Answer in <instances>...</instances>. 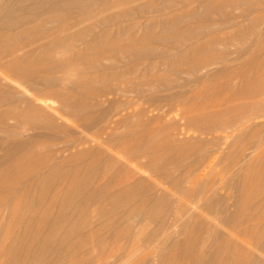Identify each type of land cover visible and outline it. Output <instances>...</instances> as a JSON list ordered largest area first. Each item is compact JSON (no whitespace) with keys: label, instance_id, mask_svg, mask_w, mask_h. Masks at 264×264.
Returning <instances> with one entry per match:
<instances>
[{"label":"bare ground","instance_id":"bare-ground-1","mask_svg":"<svg viewBox=\"0 0 264 264\" xmlns=\"http://www.w3.org/2000/svg\"><path fill=\"white\" fill-rule=\"evenodd\" d=\"M259 33L264 34V0H0V132L6 144L0 163L33 139L37 130H53L52 138L57 139V132L67 130L59 120L69 121L70 128L97 127L99 142L114 139L113 130L132 116L148 119L147 112L153 110L168 114L173 98L205 78L212 77L211 87L226 89L233 96L257 93L250 87L253 84L235 87L229 81L238 75L244 82L257 81L258 77L248 69L239 72L232 68L227 44L235 40L242 46L252 37L249 43L254 45ZM219 44L227 47L219 49ZM236 53L241 56L242 47ZM262 60L264 55L255 53L245 64L252 68ZM213 64L217 67L209 69ZM220 77L223 79H216ZM127 93L134 94L139 102L134 113L117 110L121 104H116V95ZM108 95L114 101L105 106ZM201 116L202 122L215 118ZM196 118L184 117L185 123L198 121ZM7 119L13 123L8 124ZM25 131L32 133L24 136ZM139 144L136 139L133 152L138 151ZM61 177L72 178L67 174ZM65 179L58 182L59 188ZM40 180L44 188L51 184L46 178ZM68 185L64 191L71 195L58 200L59 211L54 216H30L34 244L19 248L9 264H95L98 260L97 264H113L114 259L108 260L113 254L102 261L95 256L105 238L124 235L115 229L116 221H104L94 234H88L85 231L92 225L90 219L72 220L83 212L77 199L95 201L103 194V184L82 191V183L72 178ZM149 186L136 179L129 188L109 194L111 208L99 209L97 216L105 217L113 210L123 214L128 208L127 196H137ZM262 192L254 204H264V189ZM32 203L36 205V201ZM130 209L146 213L142 201H135ZM241 211L238 208L234 212L235 218ZM57 225H63L64 231L54 230ZM256 247L259 253L239 250L243 257L233 264H264V231ZM224 248L221 242L216 243V253L222 254ZM220 254L212 260L203 250L188 255L194 256L197 264H228Z\"/></svg>","mask_w":264,"mask_h":264},{"label":"rangeland","instance_id":"rangeland-1","mask_svg":"<svg viewBox=\"0 0 264 264\" xmlns=\"http://www.w3.org/2000/svg\"><path fill=\"white\" fill-rule=\"evenodd\" d=\"M233 11L237 13L236 9ZM251 38L242 46L233 40L228 47H218L229 48L228 59L234 70L248 69L258 77L257 81L244 82L241 75L233 76L229 79L231 84H253L250 87L257 93L233 96L226 89L211 87L212 77L205 78L182 96L173 98L168 114L153 110L147 112L150 118L143 117L146 120L132 116L113 130L114 139L99 142L100 137L95 136L97 127L70 128L69 121L59 120L67 130L57 132V139L52 138L53 130H37L33 139L2 160L0 264H9L19 248L34 244V236L29 232L30 216H54L59 211L58 200L69 195L64 190L72 178L82 183V191L104 186L103 194L95 201L77 199L83 212L76 214L73 222L77 217L90 219L92 225L84 231L94 234L104 221H116L115 229L124 232L118 239L105 238L97 251L94 249L95 258L100 256V261L113 254L108 258L114 259L113 264H197L189 253L203 250L212 260L220 254L216 253V243L220 242L225 247L220 255L228 264L243 257L239 250L259 253L256 243L264 231V204L253 202L263 196L264 189V60L252 68L245 61L255 53L264 55V34L258 36L254 45L249 43ZM241 47L243 54L238 56L236 50ZM158 73L164 75L163 71ZM116 96L117 103H111L113 108L115 103L121 104L124 110L119 105L118 112L134 113L139 103L134 94ZM112 97L108 95L109 100L103 104L109 105ZM127 99H131L130 103ZM40 103L35 104L43 106ZM238 103H242L241 107ZM201 115L215 118L202 122ZM190 116H197L198 121L187 125L184 117ZM7 123L12 124L13 120L7 119ZM31 133L25 131L23 135ZM2 138L0 132V156L6 145ZM136 139L140 140L139 149L133 152ZM58 148L63 150L57 151ZM63 174L72 178L65 179ZM45 178L51 182L48 188L40 184V179ZM63 179L65 185L59 188L58 182ZM136 179L149 184V189L137 196L129 194L128 208L123 214L113 210L105 217L97 216L99 209L111 208L109 194L129 188ZM135 201H142L146 213L129 212ZM238 208L242 214L235 218ZM54 230L64 231L63 225Z\"/></svg>","mask_w":264,"mask_h":264}]
</instances>
